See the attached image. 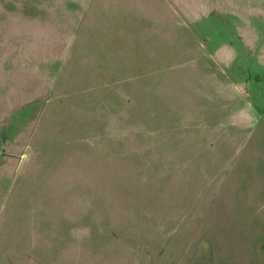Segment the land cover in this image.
I'll list each match as a JSON object with an SVG mask.
<instances>
[{
    "label": "rangeland",
    "instance_id": "1",
    "mask_svg": "<svg viewBox=\"0 0 264 264\" xmlns=\"http://www.w3.org/2000/svg\"><path fill=\"white\" fill-rule=\"evenodd\" d=\"M0 264H264V0H0Z\"/></svg>",
    "mask_w": 264,
    "mask_h": 264
}]
</instances>
